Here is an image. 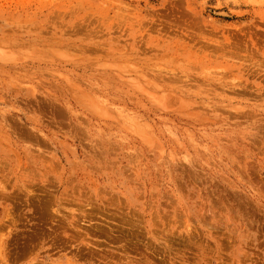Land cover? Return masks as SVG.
I'll return each instance as SVG.
<instances>
[{
  "label": "rangeland",
  "instance_id": "1",
  "mask_svg": "<svg viewBox=\"0 0 264 264\" xmlns=\"http://www.w3.org/2000/svg\"><path fill=\"white\" fill-rule=\"evenodd\" d=\"M0 264H264V0H0Z\"/></svg>",
  "mask_w": 264,
  "mask_h": 264
}]
</instances>
